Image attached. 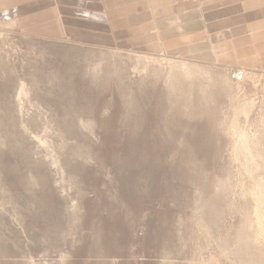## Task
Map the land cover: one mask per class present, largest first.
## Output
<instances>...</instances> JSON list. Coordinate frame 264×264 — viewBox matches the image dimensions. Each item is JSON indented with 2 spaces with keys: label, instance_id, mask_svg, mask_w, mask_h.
<instances>
[{
  "label": "rangeland",
  "instance_id": "rangeland-1",
  "mask_svg": "<svg viewBox=\"0 0 264 264\" xmlns=\"http://www.w3.org/2000/svg\"><path fill=\"white\" fill-rule=\"evenodd\" d=\"M0 264H264V73L0 25Z\"/></svg>",
  "mask_w": 264,
  "mask_h": 264
},
{
  "label": "crops",
  "instance_id": "crops-1",
  "mask_svg": "<svg viewBox=\"0 0 264 264\" xmlns=\"http://www.w3.org/2000/svg\"><path fill=\"white\" fill-rule=\"evenodd\" d=\"M16 23L84 46L264 73V0H0Z\"/></svg>",
  "mask_w": 264,
  "mask_h": 264
},
{
  "label": "bare ground",
  "instance_id": "bare-ground-1",
  "mask_svg": "<svg viewBox=\"0 0 264 264\" xmlns=\"http://www.w3.org/2000/svg\"><path fill=\"white\" fill-rule=\"evenodd\" d=\"M243 134V133H242ZM242 137V136H241Z\"/></svg>",
  "mask_w": 264,
  "mask_h": 264
}]
</instances>
